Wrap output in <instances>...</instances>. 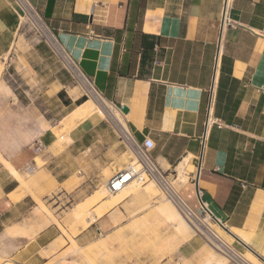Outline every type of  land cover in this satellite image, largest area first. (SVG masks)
<instances>
[{"label":"crops","instance_id":"0c3cea01","mask_svg":"<svg viewBox=\"0 0 264 264\" xmlns=\"http://www.w3.org/2000/svg\"><path fill=\"white\" fill-rule=\"evenodd\" d=\"M30 2L85 76L121 111L135 140L155 141L151 155L158 166L173 172L188 157L186 167H194L189 175L200 173L208 209L240 240V249L253 250L264 261V0ZM226 6L230 21L222 29ZM23 13L16 0H0V59L7 55L16 68L20 57H33L54 71L52 82L62 89L65 76L47 45L32 44L28 56L16 58ZM101 126L102 121L94 124L89 118L76 122L70 146L84 151L89 134L102 131ZM41 141L53 144L52 136ZM1 158L20 171L35 157L29 146ZM19 187L0 160V264H83L68 251L71 241L57 224L45 222L35 230L27 222ZM179 192L200 210L191 179ZM127 201L74 236L77 244L94 245L100 235L126 225ZM171 256L126 264H234L212 255L199 233L180 242Z\"/></svg>","mask_w":264,"mask_h":264},{"label":"rangeland","instance_id":"374dc122","mask_svg":"<svg viewBox=\"0 0 264 264\" xmlns=\"http://www.w3.org/2000/svg\"><path fill=\"white\" fill-rule=\"evenodd\" d=\"M23 22V32L16 47L21 51L15 52L16 58L18 53L28 56L29 52L26 50L32 44L47 45L24 13ZM47 48L58 64L59 74L65 76L62 89L60 85L52 82L51 74H54V71L46 69L44 64L39 63V60L33 57L25 60L22 56L16 60L21 67L15 68L9 65L10 58L6 59L5 74L2 78L4 88L0 92V155L3 157L5 154L8 159V156L21 148L29 146L34 148L38 140L49 139L52 136L51 146L45 144L46 148L42 152L35 153L34 151L37 163L34 158L31 164L36 167L35 175L25 168L18 170L29 185L28 188L19 187L17 192L19 195L24 194L27 222L35 224V230L45 227V222L55 223L64 236L70 240L73 231L79 227V221L76 218L79 211L91 212L100 206L105 198L101 196V189L104 188L106 191L107 180L115 172L132 162L135 156L132 154L134 152L132 146H129L116 128L114 121L106 114L89 117L94 124L102 121L103 130L88 135L85 143L89 146L84 151H78L76 145L70 146L72 142L70 134L76 122L70 124L68 119L62 122L61 119L77 107L80 101L88 99V95L81 87L78 93L71 91L73 87L80 86L79 80L72 70L55 56L49 47ZM28 63L31 66L25 67ZM120 115L121 118L124 117L121 111ZM192 170L194 167L191 165L186 167L187 181L190 180L189 173ZM166 175L168 182H172L179 191L183 183L176 180L177 171L167 172ZM66 177H69V180L62 183L61 181ZM144 185L141 184L139 187L144 188ZM74 186H77L75 190ZM139 187H135V190ZM66 192L70 193L66 194ZM143 192L142 189L137 194H131L128 201L124 203L123 207L128 217L126 225L105 232L98 237L99 241L96 244L79 249V251L71 242L68 251L76 256V260L79 258L78 260L83 264H126V262H144L149 257L158 259L168 257L171 260V255L177 245L182 242L179 240L180 237L175 236L176 226L173 223L164 224L162 217L157 215L154 207L143 208L144 196L141 195ZM107 194L109 192H106ZM157 204L150 203L149 205ZM112 208L106 209L104 213ZM120 218H124L123 214ZM194 220L197 221L190 219V221ZM207 223L212 225L222 238L233 243V238L220 228L214 218L207 216L204 224L207 225ZM201 226L203 227V224ZM201 232L206 240H211L210 233L208 235L206 231ZM106 241V247H102L101 243ZM236 249L250 255L247 249L239 247ZM209 250L212 255L216 254L223 262L236 264L210 244ZM251 260L254 264H264L256 256H252Z\"/></svg>","mask_w":264,"mask_h":264},{"label":"bare ground","instance_id":"6f19581e","mask_svg":"<svg viewBox=\"0 0 264 264\" xmlns=\"http://www.w3.org/2000/svg\"><path fill=\"white\" fill-rule=\"evenodd\" d=\"M40 25H41L40 27L42 31H45L46 30L45 26L41 22H40ZM6 59H7V55H5L4 57L0 59V82H1V77L3 74L4 64L6 63ZM74 75L79 80L80 86L73 88L72 92L78 93L81 87L85 92H87L86 94L88 95V99L78 104L75 110L68 115L66 119H68L69 122H71L70 124H72V122L75 123V122L83 121L93 115H95L96 117V115L102 116L103 114H106L108 117H110L114 121L116 128L119 130L120 134L125 138V140L129 143V146H132L135 139L130 131V128L126 122L127 120L125 119V117H122V118L120 117L121 116L120 110L116 108L113 104H111V102H109L104 97H102L95 90V88H93L90 84L87 83V81H85L80 76L79 72H76V73L74 72ZM132 154H134L135 156V152H133ZM36 158H35V162L37 163ZM2 159H3L2 161L5 162L4 164H6V168L19 181L21 186L28 188L29 184L27 180L23 178V176L19 173V171L8 160L4 158ZM134 160H136V156ZM188 161H189V158L186 157L176 166V171H177L176 180H180V183H183V184L188 182L187 181L188 176L185 174V167ZM122 169L123 168H121L120 170ZM33 172L34 171H32L31 173ZM141 184L142 183H138L136 181H130L129 184L123 189H121L120 191L109 193L107 195H106V192H108L107 189L105 191V189L102 188L101 196L105 197L103 199V203L100 206L96 207L95 209L91 210V212L79 211V214L76 217L79 221V227L76 228L75 231H73L74 233L70 237V241L72 242V244L76 247L78 251L79 249L80 250L82 249L81 248L82 246L80 247L77 244V242L74 239V236H77L82 231L86 230L96 219L100 218L104 214V211L106 209L112 208L114 206H117L120 203H123L125 200L128 199L129 196H131V194H137L138 192H141V190L143 189L144 192L141 194L142 196H144L143 197L144 199L143 208L152 206L156 209L157 215L162 217L164 224L166 223L175 224L176 226L175 236L176 238L180 237L179 238L180 241L188 240L192 236L193 232H198V231L203 230V231H206L207 234L210 233V235L208 234L209 238L212 240V242H214L215 247H217V249L219 248L218 250L221 251L226 256V258H229V259L233 258L239 264H254L251 260V257L256 256V255L252 253V251L249 252L250 255H246L244 253L238 252L231 247L230 243L227 240L222 238L221 234H219L218 232L215 231V229H213L212 225L207 223V225L204 224V226L202 227L199 222L195 220L190 221L189 219H187L184 213L177 206V202L179 201L176 198L181 200L183 199V197L179 194L178 189L174 186L172 182H165V184H162L157 179H150L148 180V182L145 183L144 188L139 187L141 186ZM135 187H139V188L135 190ZM130 188H134V189H130ZM168 194L169 196L171 195V197H169ZM150 203L152 204L161 203V204L149 205ZM209 215H210L209 217L213 218L212 214H209ZM76 221L77 220H75V222ZM215 221H217V223L221 222L218 218ZM220 228L225 233H227L230 237L234 238V236H231L222 226H220ZM106 243L107 241L101 243L103 244V246L102 245L101 246L106 247ZM96 247L98 248V246ZM107 247H109V245ZM4 264H15V263H12L9 261Z\"/></svg>","mask_w":264,"mask_h":264},{"label":"built area","instance_id":"2783aa9c","mask_svg":"<svg viewBox=\"0 0 264 264\" xmlns=\"http://www.w3.org/2000/svg\"><path fill=\"white\" fill-rule=\"evenodd\" d=\"M16 2L23 9L24 15L28 21L32 22L34 28H36L40 34V37L47 44L50 50L53 52L55 56H57L62 62H64L72 72H79L80 76L87 81L95 90L102 96V94L96 89L94 84L85 76L83 71L80 69L78 63L74 60L71 53L63 46L60 42L56 34L49 28V26L45 23L44 19L40 15L39 11L36 7L30 2V0H16ZM39 23H37V22ZM230 21L226 10L222 15V29L227 23ZM36 22V23H35ZM40 22L45 26V31H42ZM222 37L219 38V43L221 44ZM103 97V96H102ZM209 123V124H208ZM207 125L210 126L211 119L208 120ZM220 125V124H219ZM205 139V138H204ZM46 148L43 141L38 140L33 150L35 153L42 152ZM133 151L135 152L136 160H133L129 164H127L122 170L116 172L106 183L105 187L109 193H114L120 191L124 187H126L130 181H136L138 183L145 184L150 179H157L160 183L165 184L168 182L166 172H164L158 164L155 162L154 158L151 155L152 150L155 148V141L151 137H146L142 142L137 140L134 141L132 145ZM25 169L29 172H32L36 169L35 165L29 164L25 167ZM190 176V175H189ZM191 181L196 186V194L197 198L200 202V210H195L192 208L186 200L181 199L177 202L178 208L184 213V215L190 219H196L197 222L203 224L204 221L207 220V216L209 214L213 215L214 220L217 219L216 216L208 209L207 204L203 198V191L200 187V173H193L190 176ZM217 222V221H216ZM222 226L231 236H234L224 225L222 222L218 223ZM201 235H204L203 232L198 231ZM197 232V233H198ZM208 243L211 246L215 247L214 242L212 240L207 239ZM238 238L234 236L233 243H230L231 247L238 251L236 248L237 244H241ZM248 249H250L247 245H245ZM217 248V247H216ZM219 249V248H218ZM253 251V250H252ZM239 252V251H238ZM236 264H239L235 259L231 258Z\"/></svg>","mask_w":264,"mask_h":264},{"label":"water","instance_id":"95a60500","mask_svg":"<svg viewBox=\"0 0 264 264\" xmlns=\"http://www.w3.org/2000/svg\"><path fill=\"white\" fill-rule=\"evenodd\" d=\"M121 110L125 113H128V107L127 106H122Z\"/></svg>","mask_w":264,"mask_h":264},{"label":"trees","instance_id":"16d2710c","mask_svg":"<svg viewBox=\"0 0 264 264\" xmlns=\"http://www.w3.org/2000/svg\"><path fill=\"white\" fill-rule=\"evenodd\" d=\"M60 94H61V93H60ZM79 101H80V100H79ZM83 101H85V100L80 101L79 104L82 103Z\"/></svg>","mask_w":264,"mask_h":264}]
</instances>
